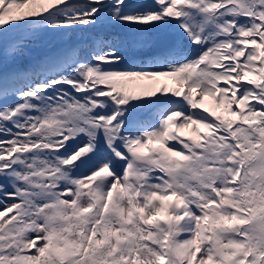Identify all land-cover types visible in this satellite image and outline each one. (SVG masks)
I'll use <instances>...</instances> for the list:
<instances>
[{
  "label": "snow or ice",
  "instance_id": "snow-or-ice-1",
  "mask_svg": "<svg viewBox=\"0 0 264 264\" xmlns=\"http://www.w3.org/2000/svg\"><path fill=\"white\" fill-rule=\"evenodd\" d=\"M0 264H264V0H0Z\"/></svg>",
  "mask_w": 264,
  "mask_h": 264
}]
</instances>
